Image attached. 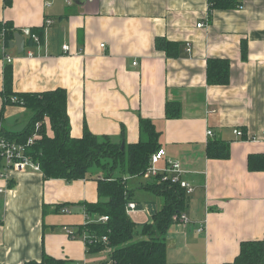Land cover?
Returning a JSON list of instances; mask_svg holds the SVG:
<instances>
[{"label":"crops","instance_id":"1","mask_svg":"<svg viewBox=\"0 0 264 264\" xmlns=\"http://www.w3.org/2000/svg\"><path fill=\"white\" fill-rule=\"evenodd\" d=\"M71 1L0 0V22L16 33L24 27L44 31L41 46L25 37L20 52L10 43L13 91L64 88L77 138L88 128L133 143L146 138L140 118L153 122L166 157L181 163L194 187L186 192L190 223L176 222L167 234L169 262L226 264L243 241L264 240V171L248 167L251 154L264 153V0H238L235 8L210 13L209 0ZM46 19L53 23L45 29ZM158 38L178 42V55L157 49ZM209 58L230 61L228 84L207 82ZM6 65L0 60V112ZM168 100L181 102L180 117H166ZM31 117L25 106L8 104L0 128L23 131ZM235 128L255 139L237 138ZM212 140L229 143L230 156L208 157ZM147 182L138 187L147 193L140 199L128 181L141 206L132 211L138 224L151 222L165 205L164 196L143 187ZM97 187L94 179H45L34 170L0 177V264L39 261L44 253L68 264H107L102 252L88 253L82 238L64 229L83 224L79 203L97 201ZM62 204L69 213L58 209Z\"/></svg>","mask_w":264,"mask_h":264},{"label":"trees","instance_id":"2","mask_svg":"<svg viewBox=\"0 0 264 264\" xmlns=\"http://www.w3.org/2000/svg\"><path fill=\"white\" fill-rule=\"evenodd\" d=\"M238 0H209V13L216 8H235ZM6 28L7 44L15 38L16 30L9 22H0V32ZM43 37V28H35ZM178 42L163 38L156 40V48L168 56L178 55ZM180 54V53H179ZM5 89L2 92L4 105L0 112V126L5 106L22 105L32 112L27 128L20 132L0 128V138L6 141L25 144L36 132V124L41 123L35 142L27 147L29 154L37 162L45 179H65L68 182L79 179H94L98 183V200L80 202L79 205L91 217L109 216L105 223L89 222L77 226L76 235L84 232L98 238L108 237V242L86 243L91 254L108 252L107 264H181L167 259V234L176 223L174 215L184 212L188 206L186 190L177 183L161 181L143 186L165 197V205L151 216V222L138 224L128 215L130 202L141 206L134 199V190L128 185L132 177L143 175L150 166L151 156L162 146L161 133L151 120L140 118L141 132L145 139L137 142L115 141L109 135H96L88 128L79 138L71 134V123L68 114L67 91L56 88L41 93H15L12 89L13 73L11 64L5 67ZM207 82L212 85H223L230 82V61L221 58H209L207 61ZM166 117L178 118L182 105L178 100H168L165 107ZM50 126L53 134L49 135ZM246 140V136L241 138ZM0 148V168L3 164ZM207 156L210 158H228L229 143L212 140L207 145ZM248 167L252 171H264V153L251 154ZM63 205V206H62ZM58 206L62 211L67 204ZM70 260L59 259L43 254L42 259L30 260L23 264H68ZM226 264H264V240H249L241 243L240 253Z\"/></svg>","mask_w":264,"mask_h":264},{"label":"built area","instance_id":"3","mask_svg":"<svg viewBox=\"0 0 264 264\" xmlns=\"http://www.w3.org/2000/svg\"><path fill=\"white\" fill-rule=\"evenodd\" d=\"M68 3H72V1L68 0ZM52 23H53L52 19H46L45 20L46 26L44 28L46 29L47 26ZM204 25L205 23L198 24L199 27H202ZM18 31L24 37H27L31 41H33L36 44V46L43 45L44 42L42 41L40 35L34 29L30 27H24ZM68 48H69L68 45L63 46V49L65 51H67ZM8 50H9V45L7 44V40H6V28L3 27L0 32V60L6 62L7 64H11L13 63L14 58L8 52ZM28 55H35V52L28 51ZM40 126H41V123L38 122L36 124V132L28 139V141L25 144L10 142V141H6L3 138H0V148L2 149L1 154H2V161H3V164L0 168V177L7 178L8 171L22 172V171H27V170H34V171L42 172L40 165L37 162H35L34 159L29 154H27V147L34 144L35 137H36V134L38 133V130L40 129ZM234 134L239 139L245 136V133L241 128H235ZM262 134L264 137V131L262 132ZM207 135L213 136V131L208 130ZM246 138H247L246 140L255 139V138H250L247 136ZM184 172L185 171L182 169L181 163L178 160L170 159L166 157V150L161 147L159 150H157L156 152L152 154L150 166L144 173V176L148 178H155V179L159 178L161 181H171L172 183H177L182 188H184L188 194H190L194 191V187L189 181L183 178ZM137 209L138 208L136 206V203L134 202H130L127 206V210H128L127 212L136 211ZM62 212L69 213L70 209L68 207H63ZM108 220H109V216L107 215H99V216L91 217L84 211L83 223H89V222L105 223ZM174 221L182 225H187L190 223L189 217L184 212L174 215ZM64 229L67 231L69 236H71L72 238H78L76 235L75 229L70 228V227H64ZM198 230L203 231V226H200ZM80 238H82L85 244L87 242L92 243V244L98 243V242H103V243L108 242L107 236H102L101 238H98L97 236L89 235L86 232H84ZM76 264H92V263L90 261H83V262H77Z\"/></svg>","mask_w":264,"mask_h":264},{"label":"rangeland","instance_id":"4","mask_svg":"<svg viewBox=\"0 0 264 264\" xmlns=\"http://www.w3.org/2000/svg\"><path fill=\"white\" fill-rule=\"evenodd\" d=\"M147 181H152V179L151 178H148V177H145L143 175L136 176V177H132V178L129 179V185L132 188H134V189L137 190V192H138L137 194H139L138 197L140 199L141 198H144V197H147V195H146L147 193H145L144 191H139V188L138 187L141 185V183L147 182ZM156 183H158V180H156ZM157 198H159L160 201L163 200V198L161 196H157ZM60 216L63 218V217L69 216V215L66 214V213H64V214H61ZM80 219L81 218H79L78 220H80ZM132 219H134V220L139 219V214H137V213L134 212L133 215H132ZM100 256H103L104 259H108V253L107 252L100 253Z\"/></svg>","mask_w":264,"mask_h":264},{"label":"water","instance_id":"5","mask_svg":"<svg viewBox=\"0 0 264 264\" xmlns=\"http://www.w3.org/2000/svg\"><path fill=\"white\" fill-rule=\"evenodd\" d=\"M11 46H17L20 50V52L22 51V49L24 48L25 45V37L21 34V33H16L15 35V41L11 42ZM125 142H123L122 147H124Z\"/></svg>","mask_w":264,"mask_h":264}]
</instances>
